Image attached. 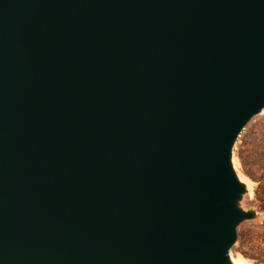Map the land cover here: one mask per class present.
Segmentation results:
<instances>
[{
	"label": "water",
	"instance_id": "1",
	"mask_svg": "<svg viewBox=\"0 0 264 264\" xmlns=\"http://www.w3.org/2000/svg\"><path fill=\"white\" fill-rule=\"evenodd\" d=\"M263 110L264 0H0V264H232Z\"/></svg>",
	"mask_w": 264,
	"mask_h": 264
},
{
	"label": "rangeland",
	"instance_id": "2",
	"mask_svg": "<svg viewBox=\"0 0 264 264\" xmlns=\"http://www.w3.org/2000/svg\"><path fill=\"white\" fill-rule=\"evenodd\" d=\"M263 122L264 110L248 123L234 147V164L239 163L238 170L252 181V188L244 195L241 207L245 211H254L257 215L254 220L243 222L237 229L238 239L229 254L231 258L237 259L239 264H264V240L256 235V229L264 227V170L256 164L254 157L244 155L246 166H243L238 156L244 137L255 131Z\"/></svg>",
	"mask_w": 264,
	"mask_h": 264
},
{
	"label": "trees",
	"instance_id": "3",
	"mask_svg": "<svg viewBox=\"0 0 264 264\" xmlns=\"http://www.w3.org/2000/svg\"><path fill=\"white\" fill-rule=\"evenodd\" d=\"M242 145V149L238 152L242 165L246 166L244 155L246 156L247 154L252 156V158L254 157L256 164L264 170V122L255 131L250 132L247 137H244ZM256 232L258 238L264 240V227L257 228Z\"/></svg>",
	"mask_w": 264,
	"mask_h": 264
},
{
	"label": "bare ground",
	"instance_id": "4",
	"mask_svg": "<svg viewBox=\"0 0 264 264\" xmlns=\"http://www.w3.org/2000/svg\"><path fill=\"white\" fill-rule=\"evenodd\" d=\"M233 166H234L238 181L245 187L247 192H250L252 188V181L238 170V167L240 166L239 163H236L235 165L233 161ZM230 260L232 264H239V261L237 259L231 258Z\"/></svg>",
	"mask_w": 264,
	"mask_h": 264
}]
</instances>
